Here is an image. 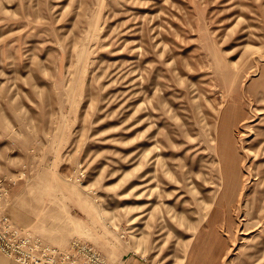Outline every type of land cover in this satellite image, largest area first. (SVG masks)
I'll return each instance as SVG.
<instances>
[{"label": "rangeland", "instance_id": "obj_1", "mask_svg": "<svg viewBox=\"0 0 264 264\" xmlns=\"http://www.w3.org/2000/svg\"><path fill=\"white\" fill-rule=\"evenodd\" d=\"M0 178L108 264H264V0H0Z\"/></svg>", "mask_w": 264, "mask_h": 264}, {"label": "built area", "instance_id": "obj_2", "mask_svg": "<svg viewBox=\"0 0 264 264\" xmlns=\"http://www.w3.org/2000/svg\"><path fill=\"white\" fill-rule=\"evenodd\" d=\"M15 180L0 178V253L19 264H108L94 246L72 240L59 247L13 220L8 211Z\"/></svg>", "mask_w": 264, "mask_h": 264}, {"label": "crops", "instance_id": "obj_3", "mask_svg": "<svg viewBox=\"0 0 264 264\" xmlns=\"http://www.w3.org/2000/svg\"><path fill=\"white\" fill-rule=\"evenodd\" d=\"M8 211H9V213H10V215L12 216V218H13V220L15 221V222H17L18 224H20V225H23V222H22V219L21 218H16V215H15V213H13V208L11 207L10 209L8 208ZM69 244V243H68ZM67 244V245H68ZM66 245V246H67ZM57 246V245H56ZM66 246H63V247H66ZM60 247V246H59ZM129 263H131V264H139L137 261L136 262H131V261H128Z\"/></svg>", "mask_w": 264, "mask_h": 264}, {"label": "bare ground", "instance_id": "obj_4", "mask_svg": "<svg viewBox=\"0 0 264 264\" xmlns=\"http://www.w3.org/2000/svg\"><path fill=\"white\" fill-rule=\"evenodd\" d=\"M244 164V163H243ZM245 168V167H244ZM245 172V171H244ZM249 173V172H248ZM250 174V173H249ZM259 176H261V175H259ZM222 177V176H221ZM246 180V179H245ZM252 180V179H251ZM250 182V181H249ZM244 183H245V181H244ZM250 184V183H249ZM244 186H246V185H244ZM246 190V189H245ZM249 191V190H248ZM244 192V191H243ZM242 192V193H243ZM247 194H249L248 192H247ZM243 195V194H242ZM260 200V199H259ZM241 201V200H240ZM245 203V202H244ZM258 210V209H257ZM264 224V223H263ZM256 225V224H255ZM262 228V227H261ZM261 236V235H260Z\"/></svg>", "mask_w": 264, "mask_h": 264}]
</instances>
